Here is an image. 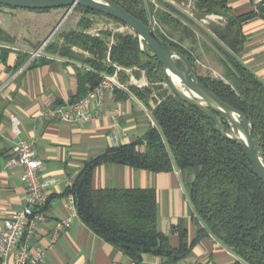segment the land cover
Returning <instances> with one entry per match:
<instances>
[{"label":"trees","instance_id":"obj_1","mask_svg":"<svg viewBox=\"0 0 264 264\" xmlns=\"http://www.w3.org/2000/svg\"><path fill=\"white\" fill-rule=\"evenodd\" d=\"M112 1L150 24L146 0ZM74 10L80 14L77 27L61 31L63 42L48 46V51L70 58H81L73 47L91 53L90 57H82L91 69L80 76L78 94L70 102L85 97L101 83L104 74L117 71L130 92L146 103L154 100L151 113L156 123L136 140L107 147L86 161L66 190V195L75 198L78 216L98 236L136 262L147 253L178 262L192 252L202 236L211 234L240 257L235 264H264V182L255 173L245 149L225 138L205 112L173 92L157 59L150 57L151 49L146 44L142 47L133 30H103L101 35H92L87 31L94 25L91 15L105 14L80 5ZM230 11L229 0H197L193 16L164 2L156 15L165 33L159 28L155 31L165 44L175 46L190 59L200 82L253 122L256 144L264 153V81L237 56L246 43L244 23L264 17V6L255 3L253 10L241 15ZM207 14L224 15L227 22L211 23L210 30L201 28L198 21ZM197 31L215 47L223 78L212 70L199 69L197 62L202 54ZM0 41H13L1 24ZM143 74L148 86L128 84L132 75L139 79ZM115 92L120 99L128 96L119 89ZM223 122L230 132L229 124ZM108 163L152 172H169L175 167L182 173L197 169L186 186L205 227H200L197 237L190 241L188 228L180 224V246L173 248L170 237L159 227L156 189L94 187L95 169ZM49 207L50 201L42 211Z\"/></svg>","mask_w":264,"mask_h":264},{"label":"crops","instance_id":"obj_2","mask_svg":"<svg viewBox=\"0 0 264 264\" xmlns=\"http://www.w3.org/2000/svg\"><path fill=\"white\" fill-rule=\"evenodd\" d=\"M165 1L188 13L183 0ZM255 3V0H229L230 12L235 15L247 13L255 8ZM68 11V8L39 11L0 7V24L13 37L11 42L0 41V231L6 220L26 205L28 186L23 169L6 167L15 142L22 138L33 143L37 157L44 162L42 178L48 182L46 191L50 207L44 211L46 219L37 224L32 236L25 234L22 239L32 256L38 255V249L42 251V259L37 264H235L240 257L211 234L202 236L192 252L178 262L148 253L136 262L98 236L78 215L58 238L54 236L57 222L70 214V195H66V190L86 161L107 147L125 144L144 135L151 124V109L155 106L153 99L146 103L126 85L117 89L128 94L127 98L120 99L116 90L106 92L104 111L88 123L40 117L42 110L72 101L79 91L80 76L91 69L82 58L90 57L89 51L73 47L81 58L48 51L49 44L63 42L59 36L61 31L77 27L80 15L74 22H69V16L64 19ZM214 15L208 24L200 21L202 27L210 30L211 23L227 22L226 16ZM87 31L98 36L103 30L93 25ZM243 32L246 43L237 56L264 81V17L244 23ZM197 34L201 59L208 57L216 63L214 69H206L217 71L223 78L222 67L214 55L215 47L198 31ZM127 71L131 72L130 69ZM129 83L139 87L149 84L144 74L139 79L132 75ZM12 115L21 122L18 134L13 130ZM93 184L95 188L156 189L159 227L168 234L173 248L180 246V224L184 223L188 228L190 241L197 237L200 227H205L177 167L169 172H152L122 164H103L95 169Z\"/></svg>","mask_w":264,"mask_h":264},{"label":"built area","instance_id":"obj_3","mask_svg":"<svg viewBox=\"0 0 264 264\" xmlns=\"http://www.w3.org/2000/svg\"><path fill=\"white\" fill-rule=\"evenodd\" d=\"M160 1L146 0L148 19L154 30L159 28L165 33L156 15V11L161 7ZM255 2L264 6V0H255ZM192 3H194V8H196L195 0H191L188 6H191ZM148 4L154 5V9L150 8V5L148 8ZM194 10L188 12L194 15ZM214 16V14H207L200 21L208 24ZM126 27V25L122 26L120 32L125 31ZM118 68L120 69V67ZM125 86L126 84L120 81L117 71L114 74H104L101 83L85 97L74 102H66L57 107L46 108L40 112V117L49 120L69 121L76 124L88 123L97 113L101 114L104 111L106 92H113L117 88H124ZM12 123L13 130L17 134L20 133L21 122L17 116L12 115ZM151 124L156 125L152 117ZM6 167H20L23 169L28 192L26 195V205L18 210L12 218L6 220L0 231V256L2 264H37L42 259V251L38 249V255L32 256L28 244H23L22 239L25 234L32 236L37 229V224L46 219L42 208L47 205L49 194L46 191L48 182L42 178V171L45 167L44 162L37 157L33 143L20 138L15 142L13 154L7 160ZM69 208V216L56 224L54 231L56 238H58L62 231L72 225L75 216L78 215L73 195L69 196Z\"/></svg>","mask_w":264,"mask_h":264},{"label":"water","instance_id":"obj_4","mask_svg":"<svg viewBox=\"0 0 264 264\" xmlns=\"http://www.w3.org/2000/svg\"><path fill=\"white\" fill-rule=\"evenodd\" d=\"M0 5L25 9L68 8L64 19L75 6L80 5L124 23L139 36L143 47L146 44L151 49L150 57L157 59L173 92L184 102L205 112L225 138L240 144L255 173L264 182V153L256 144L253 122L241 110L223 101L200 82L190 59L175 46L165 44L150 24L144 23L112 0H0ZM175 79H178L180 85ZM223 121L229 124L230 132Z\"/></svg>","mask_w":264,"mask_h":264},{"label":"rangeland","instance_id":"obj_5","mask_svg":"<svg viewBox=\"0 0 264 264\" xmlns=\"http://www.w3.org/2000/svg\"><path fill=\"white\" fill-rule=\"evenodd\" d=\"M180 1H182V0H180ZM183 1L186 2V6L185 7L187 9V12L188 11H193L195 9L194 8V3H192L191 6H188L190 4L191 0H183ZM160 2H161L160 4L164 5V2H166V1L165 0H161ZM187 14H189L190 16H193L189 12ZM79 15L80 14L78 12H76L75 10L72 11V12H70V15H68L69 18H70L69 19V22H74ZM92 18L94 19V25H95V27L96 28H99L101 30H110L113 33H115V32H120V29L122 28V26H124V24H122V23L118 22L117 20H115V18H111V17L106 16V15H95V16L93 15ZM198 22H199L198 24L202 27L203 24H201L200 21H198ZM202 28H204V27H202ZM127 30H129L128 27H126V30L125 31H127ZM199 33H200V36L204 37V34L201 31ZM42 49H43V47H42ZM208 56H211V55L208 54ZM211 58H213V56H211ZM197 64L199 66V69H202L203 71H205V70L207 71L206 68H210L211 67L212 69H214V67H215L214 65L216 63L214 62V60L211 61L207 57L206 59L205 58L204 59H200L197 62ZM118 70H119V68H118ZM213 74L218 76L217 71H215V72L213 71ZM152 118L154 119L153 116H152ZM196 171H197V169H192V170H189V171H187L185 173H182V176H183V179H184L185 183L188 180H190V179L193 178V176L196 173Z\"/></svg>","mask_w":264,"mask_h":264},{"label":"bare ground","instance_id":"obj_6","mask_svg":"<svg viewBox=\"0 0 264 264\" xmlns=\"http://www.w3.org/2000/svg\"><path fill=\"white\" fill-rule=\"evenodd\" d=\"M176 80V82L179 84V81H178V79H175ZM180 85V84H179Z\"/></svg>","mask_w":264,"mask_h":264}]
</instances>
